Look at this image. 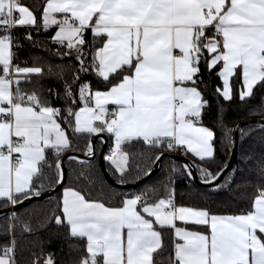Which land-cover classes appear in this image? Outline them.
Wrapping results in <instances>:
<instances>
[{
    "label": "snow or ice",
    "instance_id": "obj_1",
    "mask_svg": "<svg viewBox=\"0 0 264 264\" xmlns=\"http://www.w3.org/2000/svg\"><path fill=\"white\" fill-rule=\"evenodd\" d=\"M19 28L29 41L33 31L55 28L51 40L58 58L76 61L77 74L64 81L65 107L22 88L43 69L14 63V49L21 45L13 33ZM201 64L209 72L218 69L216 92L223 100L233 99L238 69L240 100L254 95L256 85L264 84V0H44L40 17L22 0H0V200L16 206L39 197L45 166L54 169L52 182L63 183L59 157L71 148V135L103 140L101 134H109L114 145L104 159L121 182L131 168L126 144L155 148L159 154L150 159L156 162L165 150H183L201 164L214 161L216 133L202 122L209 102L199 88ZM81 73L109 87L94 89L90 80L81 81ZM94 154L89 140L85 155ZM182 167L189 178L196 168L203 183L218 189L223 171ZM60 211L56 224L86 241L87 255L77 264H156L155 254L164 247L159 229L172 231L169 264H264V188L252 210L239 215L176 206L171 193L151 199L148 190L109 207L65 189ZM25 231L31 229L25 225ZM15 257L13 237L0 245V264H18ZM31 264L56 261L41 253Z\"/></svg>",
    "mask_w": 264,
    "mask_h": 264
},
{
    "label": "trees",
    "instance_id": "obj_2",
    "mask_svg": "<svg viewBox=\"0 0 264 264\" xmlns=\"http://www.w3.org/2000/svg\"><path fill=\"white\" fill-rule=\"evenodd\" d=\"M22 2L29 6L37 17H40L44 0H22ZM54 32L55 28L47 32L41 30L38 34L33 31V40L29 41L23 38L25 29H17L14 33L16 37H19L18 43L21 46L14 49V53L15 61L24 67L43 69L42 75H32L29 78L32 83L22 84V88L28 92L35 90L51 105L63 108L65 107L64 81L71 82L74 79L77 74V63L74 59L58 58L57 45L51 40ZM89 38H91L90 33ZM217 70L209 72L207 67L201 64L202 82L199 84L204 98L209 102V106L203 110L202 122L216 133L214 161L201 164L191 154H186L182 150L164 151L186 155L196 165L207 167L212 173H219L231 157L234 127L251 117L264 118V84H257L254 88V95L241 101L239 92L242 88V78L238 69V74L232 78L233 99L225 101L216 92L217 85H221L216 75ZM80 79L81 81L90 80L94 89L104 90L109 87L92 74L81 73ZM57 91L59 98L56 96ZM226 131L228 135L224 134ZM70 138L71 148L63 151L59 159L68 151L85 154L92 136L71 135ZM110 147H112V140L108 145V148ZM101 148L99 146L98 150ZM124 151L130 154L131 168L123 182H135L145 176L155 162L150 158L159 154L155 148H150L142 142L126 144ZM55 159L49 152V163H54ZM66 163L67 181L56 197L35 200L22 207L13 216L18 219H14L11 215L0 217V245L9 243L14 237L15 259L18 264H31L33 256L41 253L44 256L51 254L56 264H77L83 256L87 255L86 241L71 237L66 225H58L55 222L54 217L62 215L60 205L64 188L80 190L86 194L88 199L103 202L110 207H119L125 197L148 190L151 199L166 197L169 193H174L178 205L207 209L211 214L239 215L251 211L258 190L264 188V124L251 122L243 126L236 166L226 174L218 184V189L215 190L213 187L195 183L183 172V164L170 156L164 158L163 166L157 174L134 189L118 188L107 181L102 172L99 155L92 160L67 159ZM106 163L113 178L121 181L108 161ZM174 165L179 171L173 173ZM53 171L54 169L44 167V174L37 181L38 185H43L41 192L57 184L52 182ZM198 174L200 177L199 171ZM8 206L10 203L0 200V210ZM25 225L31 229L30 232L25 231ZM9 229H14V232L8 231ZM196 229H205V227ZM159 230L162 232L164 247L155 254L156 264H169V257L173 253L172 231L170 229Z\"/></svg>",
    "mask_w": 264,
    "mask_h": 264
},
{
    "label": "water",
    "instance_id": "obj_3",
    "mask_svg": "<svg viewBox=\"0 0 264 264\" xmlns=\"http://www.w3.org/2000/svg\"><path fill=\"white\" fill-rule=\"evenodd\" d=\"M251 122H258V123L264 124V118L251 117V118H248L246 120L239 122L234 127L233 135H232L231 157H230L229 161L227 162V164L220 170V172L223 171V175L220 177L219 181L216 182L217 184H219L223 180V178L226 176V174L236 166L237 158H238V147H239V139H240L241 130L245 124H248ZM237 129H239V130H237ZM101 135L104 139V143H103V146L100 150H98V147H97V142L100 139V137L92 136L91 141L95 145L94 156L87 157L85 154H81V153H78L76 151H68L60 158V160L63 161V165H62L63 172H64L63 183H60V184L57 183L52 188L47 189L45 191H42L41 195L39 197L23 199V202L16 205V206L10 205L4 209H1L0 210V217L4 216V215H11V217H13L19 209L27 206L28 204H30L31 202H33L35 200H47V199H52V198L56 197L58 195L59 191L64 187V185L66 184V181H67V163L66 162H67V159H69V157L78 156L82 160H92L93 158H95L96 156L99 155L102 172H103L106 180L109 181L114 186H116L118 188H122V189H134V188L138 187L140 184H142L143 182H145L146 180L153 177L155 174H157L161 170V168L163 166L164 158L166 156L173 157V158L179 160L182 164H184V163L195 164V162L190 157H188L186 155H182V154H178V153L164 152L163 158L159 162H156V161L154 162V164L150 170L152 173L150 176L145 175L135 182L117 181L113 178L111 172L108 169L106 160L104 159V157L106 156L107 147H108L109 142H110V137L105 133H103ZM191 179L199 185L206 186V187H213L212 185L205 184L202 182V180L199 177L198 170L196 168L193 169V178H191Z\"/></svg>",
    "mask_w": 264,
    "mask_h": 264
},
{
    "label": "crops",
    "instance_id": "obj_4",
    "mask_svg": "<svg viewBox=\"0 0 264 264\" xmlns=\"http://www.w3.org/2000/svg\"><path fill=\"white\" fill-rule=\"evenodd\" d=\"M55 31H56V29H55ZM242 87H243V84H242ZM242 89V88H241ZM109 107H112L111 105L109 106ZM105 134H107V133H105ZM109 137H110V140H112V148H113V145H114V140H113V138L109 135V134H107ZM103 143H104V139L103 140H101V138L98 140V142H97V147H98V149H99V146H103ZM110 153V152H109ZM109 153H106V155H108ZM107 161V160H106ZM109 163V162H108ZM65 189H72V188H64L63 189V192H64V190ZM63 192H62V196H63ZM107 206V205H106ZM176 206H180V205H178V204H176ZM110 207V206H109ZM184 207H187V206H184ZM194 208V207H193ZM198 209H201V208H198ZM188 227L189 228H193V227H191L190 225H188ZM195 230H197V231H200V232H205V233H207L208 232V229L205 227V229H195ZM258 235H259V233H258Z\"/></svg>",
    "mask_w": 264,
    "mask_h": 264
},
{
    "label": "built area",
    "instance_id": "obj_5",
    "mask_svg": "<svg viewBox=\"0 0 264 264\" xmlns=\"http://www.w3.org/2000/svg\"><path fill=\"white\" fill-rule=\"evenodd\" d=\"M13 35L15 36V33H13ZM14 63L19 64L20 67H24L23 65H21V64L18 63V62H16L15 60H14ZM110 108H111V107H110ZM111 149H112V147H110V148L107 147L106 153H109V152L111 151ZM182 151H183V150H182ZM183 152H184V151H183ZM172 196H173V199H174V203H175V205H176L177 203H176L175 194L173 193ZM10 205H11V204H10Z\"/></svg>",
    "mask_w": 264,
    "mask_h": 264
}]
</instances>
